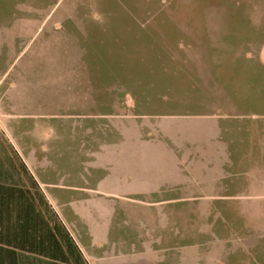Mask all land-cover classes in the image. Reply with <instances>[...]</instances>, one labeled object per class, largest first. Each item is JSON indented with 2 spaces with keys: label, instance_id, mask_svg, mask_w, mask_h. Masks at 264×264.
I'll list each match as a JSON object with an SVG mask.
<instances>
[{
  "label": "rangeland",
  "instance_id": "obj_1",
  "mask_svg": "<svg viewBox=\"0 0 264 264\" xmlns=\"http://www.w3.org/2000/svg\"><path fill=\"white\" fill-rule=\"evenodd\" d=\"M263 43L264 0H0V106L55 96L47 152L62 183L98 186L123 208L115 230L142 222L149 238L143 220L156 217L160 246L175 253L178 234L202 245L197 264H264V237L242 220L264 231V122L250 118Z\"/></svg>",
  "mask_w": 264,
  "mask_h": 264
},
{
  "label": "crops",
  "instance_id": "obj_2",
  "mask_svg": "<svg viewBox=\"0 0 264 264\" xmlns=\"http://www.w3.org/2000/svg\"><path fill=\"white\" fill-rule=\"evenodd\" d=\"M259 55V62L264 66V43L259 51ZM261 92L260 96L253 97L252 100L258 101V98L261 97L260 102L263 104V112L264 88ZM51 97L53 100H50ZM54 98L55 96L53 95L49 96V99L46 98V96L44 98V96L38 95V99L33 101L25 97L22 102L18 104L20 110H15L14 106V111L12 113L4 112L0 106V134L18 154L19 158L38 184L48 204L69 231L88 264H164L167 259L172 261V254L176 257V264L199 263L200 256L198 251L202 245H187V243H181L184 238L179 236V234L170 239L177 242L175 253H172L174 251L172 250V246H160L165 239H163V236L153 231L157 225L162 226L163 223L161 220L158 221L156 217L143 220V222L149 226L150 232L152 231L149 238L146 237L144 226H141L142 222H139V225H137L136 222L131 223V227L129 226V228L134 232L131 236H126L123 232H119L114 228V218L119 208L118 206L120 205H113L108 202L106 191H103V189L98 186H85L81 184L68 185L62 183L63 176L60 163L57 160L58 155L56 154V156H54V153L52 155L47 152V145H49L50 142L52 146L55 144V119H57L59 115L51 114L45 116L44 111H46V109L51 110L46 112L49 114L55 112L58 103ZM262 112L252 111L250 118L258 117L257 119L264 122V112ZM261 133L260 153L264 166V130H262ZM108 145H106V147ZM89 171L90 169L84 171L80 176L90 177L91 171L90 173ZM262 173L260 187L262 191L261 194L264 196L263 167ZM242 177L245 179L242 188L248 190L250 186L249 171H244ZM162 187L164 186L160 188ZM231 187L230 185L229 190ZM150 192L152 191L150 190ZM123 198L130 199L126 196H123ZM244 198H247V196L240 193L233 196L229 195L227 200H229L231 204V202H236ZM136 203L143 208H147V206L156 208L160 204L162 205L163 202L150 204L144 201H137ZM120 208L122 209L121 212H123V208L121 206ZM147 209L150 211L152 208ZM153 214L152 212V214L150 213L148 215L155 216ZM244 215H242L244 227L249 229L255 236L264 237V231L261 230V228L259 229V226H255L253 223L249 222ZM5 221V218H0V254L15 251L16 257H19L18 264H30L29 259H34V264H49L46 258L32 257L33 255H29L22 250H14L13 247L7 246L4 241L13 239V236H11V230L6 231L4 227ZM11 222L12 220L9 224ZM124 222H122V227H124L122 230L126 229ZM150 232L148 234H150ZM232 242L233 240H230L231 245H229V254L232 252V248L235 247ZM241 242L244 243V247H246L248 251L254 244L256 245V240L253 237L242 238ZM6 263L7 260L5 259L4 264ZM9 264H11V262H9Z\"/></svg>",
  "mask_w": 264,
  "mask_h": 264
},
{
  "label": "trees",
  "instance_id": "obj_3",
  "mask_svg": "<svg viewBox=\"0 0 264 264\" xmlns=\"http://www.w3.org/2000/svg\"><path fill=\"white\" fill-rule=\"evenodd\" d=\"M0 218L6 219L4 227L13 236L4 243L14 250L46 258L49 264H88L18 154L1 134ZM5 259L8 264L19 263L15 251L0 254V264ZM29 260L34 264V259Z\"/></svg>",
  "mask_w": 264,
  "mask_h": 264
}]
</instances>
